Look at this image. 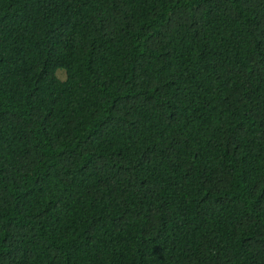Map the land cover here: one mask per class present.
Instances as JSON below:
<instances>
[{
  "label": "trees",
  "instance_id": "obj_1",
  "mask_svg": "<svg viewBox=\"0 0 264 264\" xmlns=\"http://www.w3.org/2000/svg\"><path fill=\"white\" fill-rule=\"evenodd\" d=\"M0 264H264V0H0Z\"/></svg>",
  "mask_w": 264,
  "mask_h": 264
},
{
  "label": "rangeland",
  "instance_id": "obj_2",
  "mask_svg": "<svg viewBox=\"0 0 264 264\" xmlns=\"http://www.w3.org/2000/svg\"><path fill=\"white\" fill-rule=\"evenodd\" d=\"M57 76H58L60 79L64 80L65 77H66L65 71H64L63 69H58V71H57Z\"/></svg>",
  "mask_w": 264,
  "mask_h": 264
}]
</instances>
